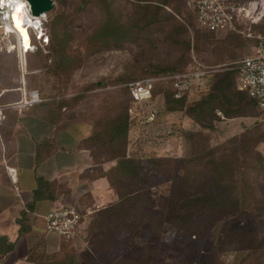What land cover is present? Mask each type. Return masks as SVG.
I'll use <instances>...</instances> for the list:
<instances>
[{
    "label": "rangeland",
    "instance_id": "obj_1",
    "mask_svg": "<svg viewBox=\"0 0 264 264\" xmlns=\"http://www.w3.org/2000/svg\"><path fill=\"white\" fill-rule=\"evenodd\" d=\"M228 1L243 6L253 0ZM53 2V9L45 14L44 19L48 43L39 45L30 30L36 48L25 56L27 62L31 55L24 67V78L42 96L65 103L68 106L65 114L70 120L95 123L128 106L131 138L127 151L143 158L152 153L169 157L190 154L194 143L185 135L188 131L201 132L210 146L224 144L230 137L242 135L247 130L260 128V132L264 133V126L255 125L256 119L247 128L233 132L228 129V119L232 118L224 117L220 111H217L220 120L214 121L212 130L202 129L193 122L188 107L191 102L206 95L205 81L193 82L184 110L175 112L162 109L158 99L132 104L124 89L128 80L149 75L159 68H190L194 59L212 65L226 64L249 55L256 39L247 35V25L238 23V28L244 33H208L192 23L189 30L176 34V28L184 23V14L172 7H162L153 22L151 11L145 13L146 17L141 15V6L153 8L159 4L157 0ZM105 4L117 19L114 23L122 34L126 29L133 30L129 38L123 39L125 41H120V37L101 44L92 41L90 36L106 13ZM182 8L186 10L184 5ZM166 12L174 19L167 18ZM261 21L252 25L253 34L264 35V26H260L261 23L264 25V18ZM53 29L57 38L53 37ZM14 41V34L4 36L0 33V52L6 51V47ZM184 41H189L188 50ZM13 52L15 49L4 58L9 60ZM40 52L46 56L42 67L35 66V63L39 64L36 54ZM2 71L0 68V83L11 80L10 74ZM20 74L19 71V78ZM208 79L209 83L211 77ZM4 95L10 100L17 93L9 91ZM157 96L161 99V93ZM165 112L170 114L164 115ZM255 150L264 163V141L259 142ZM142 174L148 177V182L142 187L143 195L130 205V211L122 221L114 220L105 230L100 225L90 229V223L96 215L99 216L98 210L102 207L92 208L84 214L85 233L81 229L82 235L78 233L73 237L84 243V249L78 255L80 264H89L90 261L91 264H135L140 256L144 257V264H264V216L242 214L225 208L215 210L210 216L201 212L191 220L164 223L160 218L163 214L161 210L167 203L165 193L168 192V185L182 191L185 189L175 179L170 182L171 175L148 170L142 171ZM263 174L264 170L250 172L255 188L259 186ZM196 188L200 194L205 190V186L200 184ZM99 255L104 259H97Z\"/></svg>",
    "mask_w": 264,
    "mask_h": 264
},
{
    "label": "trees",
    "instance_id": "obj_2",
    "mask_svg": "<svg viewBox=\"0 0 264 264\" xmlns=\"http://www.w3.org/2000/svg\"><path fill=\"white\" fill-rule=\"evenodd\" d=\"M157 2L159 4L152 6L153 8L147 5L141 6V15L144 16L146 12L151 11L153 15L151 22H153L157 20L158 11L163 10L162 7H172L175 11L181 12L182 15L184 14V20L187 21L183 20L184 23L176 28V34H178V31L189 30L190 24L195 23V14L187 8L186 0H157ZM183 5L186 10L182 8ZM105 7L107 8L106 13L103 15L98 28L90 36L92 41L101 44V42H107L118 37H120V41H125L123 39L129 38L128 35L133 30L126 29L122 34L121 29L114 23L115 21L117 22V19L113 17L114 15L107 4H105ZM166 14L167 18L171 17L174 19L171 14L167 12ZM262 23L258 25L264 26ZM54 29L53 37L57 38ZM198 29L208 33L214 32L199 27ZM184 46L188 50L189 41H184ZM52 49H55V47L52 46ZM7 53L9 52H0V68L3 73L10 74L11 80L0 83V89L7 90V92L16 91L17 96L8 100L5 99L4 93L6 92H4L0 94V104L15 102L21 96L17 51L13 52L9 60L5 59L8 56L6 55ZM31 53L29 51L24 53L25 65H28L31 55L28 57L27 62L25 56ZM36 56L39 64L35 63V66L42 67L45 65L46 56L41 52L36 54ZM197 61L204 66L223 65H212ZM220 68L205 76V85L208 89L206 95L199 100L191 102L188 107V112H190L193 122L202 129L212 130L214 128V121L220 120L217 111H220L227 118L257 117L259 115L256 101L247 92L238 89L237 72L227 69L226 66ZM187 69L185 66L181 69L173 66L165 69L159 68L149 75L128 80L127 82L146 77H164L184 72ZM210 77L211 79L208 83V78ZM125 84L124 89L128 93L130 103L133 104L134 100ZM26 86L27 88H34L30 87L27 82ZM160 93L161 99L157 96ZM174 93L175 89L170 79H159L154 82L149 99H158L162 109L166 111H183L189 92H186L180 98H176ZM61 102H59V105L68 109V106ZM127 107L114 115L109 114L105 118L96 120L93 125L92 135L88 139V145L91 147L95 160L115 161V164L105 172L115 199L98 210L100 212L99 216L96 215L95 219L90 223V229H94L95 225H100L101 229L105 230L114 220L122 221L124 216L130 211V205H133L135 200L143 195L142 187L148 182V177L142 174V171L146 170L167 176L171 175L170 182L171 179H175L177 184L180 183L185 189V191H182L180 188L168 185V192L167 194L165 193L167 203L161 210L163 214L160 218L164 223H176L187 218L191 220L193 216H199L201 212L206 214V216H210L215 213V210L225 208H232L242 214L264 216V174L257 188L253 186L250 177V172L264 170L263 158L255 150L256 145L264 141V133L260 132V128L247 130L239 136H232L226 143L218 146H210L201 132L188 131L185 135L192 139L194 143L190 154L184 157H169L152 153L150 156L143 158L127 151L129 143L128 133L131 124L128 114L130 109ZM66 118L67 120L69 119L67 114ZM255 123V125L264 126L257 120ZM199 184L205 186V190L201 194L196 188ZM81 223L83 227V217ZM81 229L85 233L84 227ZM157 232H160V230ZM66 239L71 241L76 238ZM97 259L103 260L104 258L99 255ZM89 264H91V261ZM135 264H144V257L140 256Z\"/></svg>",
    "mask_w": 264,
    "mask_h": 264
},
{
    "label": "crops",
    "instance_id": "obj_3",
    "mask_svg": "<svg viewBox=\"0 0 264 264\" xmlns=\"http://www.w3.org/2000/svg\"><path fill=\"white\" fill-rule=\"evenodd\" d=\"M66 111L44 97L21 112L8 110L0 122V264H80L84 243L46 233L44 215L60 206L85 212L115 199L105 175L115 161L95 160L88 145L94 123L67 120ZM254 119H228V129L241 131Z\"/></svg>",
    "mask_w": 264,
    "mask_h": 264
},
{
    "label": "built area",
    "instance_id": "obj_4",
    "mask_svg": "<svg viewBox=\"0 0 264 264\" xmlns=\"http://www.w3.org/2000/svg\"><path fill=\"white\" fill-rule=\"evenodd\" d=\"M27 5L29 14L33 16L28 3ZM186 6L194 12L195 23L201 29L214 32L236 31L244 33L242 29L238 28V23L247 25V35L256 39L252 52L221 66H204L194 59L192 66L184 72L157 78L146 77L127 82L125 85L129 88L132 99L134 102L149 99L153 84L159 79H170L175 89L174 96L180 98L190 91L191 85L195 80H199L202 83L205 81L206 75L221 69L220 67L226 66L227 69L237 72L238 89L247 92L256 101L259 115L255 119L264 124V35L253 34L252 32V25L264 18V0L249 1L243 6H238L228 0H186ZM11 10V7L9 8L7 4L0 5V33L4 34V36H9L5 35V33H8V27L12 28ZM44 19L45 17L38 20V25L30 29L39 45L47 44L49 41L44 29ZM9 33L10 35L14 34L13 32ZM30 43L32 48L28 51L31 52L36 48V45L32 43V40H30ZM12 50L9 46L6 47L7 52ZM16 51L19 59V71L21 72L19 86L21 96L15 102L0 104V122L6 117L8 110L21 112L29 106L43 101L38 89L27 88L24 78L25 65L22 63L21 50L17 49ZM7 171L10 177L15 179L13 169L7 168ZM87 211L83 212L79 208L72 206L52 208L43 217L44 231L57 234L63 238H73L80 233L82 228L81 219L85 213H88Z\"/></svg>",
    "mask_w": 264,
    "mask_h": 264
},
{
    "label": "bare ground",
    "instance_id": "obj_5",
    "mask_svg": "<svg viewBox=\"0 0 264 264\" xmlns=\"http://www.w3.org/2000/svg\"><path fill=\"white\" fill-rule=\"evenodd\" d=\"M3 4H7L8 7H11V18H12V28L8 27L7 34L10 35L9 32H13L15 37V41L13 44H9L10 49L21 50V59L23 65H25L24 60V52H27L32 48L31 43L29 42L30 34L29 30L32 29L35 25H38L39 21L45 17V14L33 17L28 12V5L26 0H18V3L12 4L9 3L8 0H5ZM19 9V10H18ZM13 29V30H12ZM2 34V33H1ZM4 35V34H2ZM31 40V39H30Z\"/></svg>",
    "mask_w": 264,
    "mask_h": 264
},
{
    "label": "water",
    "instance_id": "obj_6",
    "mask_svg": "<svg viewBox=\"0 0 264 264\" xmlns=\"http://www.w3.org/2000/svg\"><path fill=\"white\" fill-rule=\"evenodd\" d=\"M33 16L46 14L54 7L53 0H26Z\"/></svg>",
    "mask_w": 264,
    "mask_h": 264
},
{
    "label": "snow or ice",
    "instance_id": "obj_7",
    "mask_svg": "<svg viewBox=\"0 0 264 264\" xmlns=\"http://www.w3.org/2000/svg\"><path fill=\"white\" fill-rule=\"evenodd\" d=\"M4 2H5V0H0V5H2ZM8 2L12 3V4H16V3H18V0H8Z\"/></svg>",
    "mask_w": 264,
    "mask_h": 264
}]
</instances>
